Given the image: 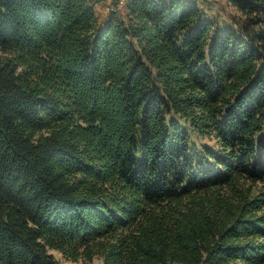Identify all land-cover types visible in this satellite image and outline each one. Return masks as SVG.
<instances>
[{
    "label": "trees",
    "instance_id": "trees-1",
    "mask_svg": "<svg viewBox=\"0 0 264 264\" xmlns=\"http://www.w3.org/2000/svg\"><path fill=\"white\" fill-rule=\"evenodd\" d=\"M98 1L0 0V264H264V0Z\"/></svg>",
    "mask_w": 264,
    "mask_h": 264
},
{
    "label": "rangeland",
    "instance_id": "rangeland-1",
    "mask_svg": "<svg viewBox=\"0 0 264 264\" xmlns=\"http://www.w3.org/2000/svg\"><path fill=\"white\" fill-rule=\"evenodd\" d=\"M201 6L206 10L207 15L210 17L217 18L220 22H224L225 20H229L231 18V13L235 12L236 8L232 6L228 0H199ZM127 0H121V5H113L111 3H115V0H100L97 2L96 11L99 16V20L105 19L107 17L109 11H121L126 4ZM1 53V51H0ZM197 143L202 145L205 142L211 143L213 140L208 136H197ZM57 256V262L55 264H102V258L100 255H95L91 260L80 259H68L64 257L58 250H54ZM176 264H184L182 262H178Z\"/></svg>",
    "mask_w": 264,
    "mask_h": 264
},
{
    "label": "built area",
    "instance_id": "built-area-1",
    "mask_svg": "<svg viewBox=\"0 0 264 264\" xmlns=\"http://www.w3.org/2000/svg\"><path fill=\"white\" fill-rule=\"evenodd\" d=\"M113 5H121V0H117L115 3H111V6Z\"/></svg>",
    "mask_w": 264,
    "mask_h": 264
}]
</instances>
